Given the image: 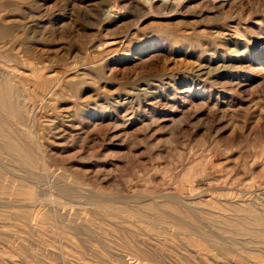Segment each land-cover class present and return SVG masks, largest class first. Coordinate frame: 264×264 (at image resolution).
<instances>
[{"label":"rangeland","instance_id":"rangeland-1","mask_svg":"<svg viewBox=\"0 0 264 264\" xmlns=\"http://www.w3.org/2000/svg\"><path fill=\"white\" fill-rule=\"evenodd\" d=\"M0 264H264V0H0Z\"/></svg>","mask_w":264,"mask_h":264},{"label":"bare ground","instance_id":"bare-ground-1","mask_svg":"<svg viewBox=\"0 0 264 264\" xmlns=\"http://www.w3.org/2000/svg\"><path fill=\"white\" fill-rule=\"evenodd\" d=\"M3 107H4V105H3ZM251 217V216H250ZM258 234V233H257Z\"/></svg>","mask_w":264,"mask_h":264}]
</instances>
